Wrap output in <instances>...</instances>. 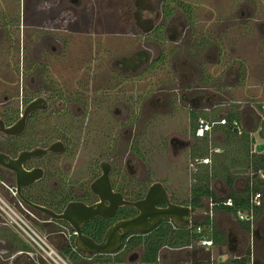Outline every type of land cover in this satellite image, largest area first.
Here are the masks:
<instances>
[{
	"label": "rangeland",
	"instance_id": "374dc122",
	"mask_svg": "<svg viewBox=\"0 0 264 264\" xmlns=\"http://www.w3.org/2000/svg\"><path fill=\"white\" fill-rule=\"evenodd\" d=\"M82 2L65 7L62 0H0V13L15 17L24 14V17L32 19L33 27L25 32L31 43L45 31L39 29L38 22L40 25L45 23L46 30L49 29L52 35H56L61 42L57 53L44 54L48 81H51L52 87L63 96H73L79 101L91 104L87 105L90 107L89 114H84L76 122L82 124L85 131L81 133L84 137L77 147L74 159L71 157L61 160L59 167L67 175V180H77L80 185L89 186L92 182L89 170L91 166L96 165L94 162L111 158L116 167L125 168L126 172L135 171L130 173L131 175H124L127 191L137 188L140 182L145 188L149 184L160 182L169 193L172 203H188L193 184L192 176L202 169L191 157L199 143L197 141L195 144L190 133V107L187 101H183L184 106L176 103V93L171 96L168 91L156 94L155 92L162 88L168 90L169 87L176 90L183 85L177 79L182 74L191 77L192 81L189 82L193 85H190L189 89L192 91L196 85L203 83L207 86L214 84L226 87L229 99L235 104L201 114L203 121L197 135L203 133L200 129L204 127L209 140V151L222 152L225 138L221 130L213 131V127H206L205 122H220L222 118L236 112L240 117V130H253L259 119L258 115L264 117V34L260 33L254 22L248 23L242 19L243 16L264 18V0H184L193 7V32L187 34L177 48L166 42L163 47L165 50L176 49L175 55L168 53L171 63H164L161 69L141 73L142 77L137 81L122 78L111 66L119 55L134 53L143 41L140 32L133 27V19L131 20L130 15L122 8L124 0ZM259 28L264 31V24L259 25ZM189 38L191 40L188 41ZM2 43L0 42V99L3 96L5 98L6 94L11 97L17 94V72L20 73L21 69L15 63L17 53L10 51L8 54L9 43H6L5 47H2ZM30 61L35 63L36 60L31 51H28L25 68ZM181 61H187L189 67H182ZM174 63L178 66V73H175L172 67ZM192 94L193 92H189L186 95L192 98ZM140 99L143 101L142 105L140 101L138 103ZM170 100L173 102L169 103ZM119 102H127L131 108H136L130 112L137 109L139 112L135 131V140L138 142L136 144L134 139L130 141L128 138L131 133L126 131L125 140L120 141L123 152L116 147H110L102 136L108 133L117 134L116 129L118 131L119 128L112 115V109ZM98 104L99 107L96 108ZM11 106H15L14 101ZM62 107L66 105L55 103V108ZM1 109L0 106V111ZM69 120L59 115L48 119L46 126L41 130V136V128L32 129V132L36 133L35 139H42L45 134L43 130L46 132L59 129L60 125H70ZM50 135L51 138L52 133ZM251 136L258 143L262 142L258 135L254 136L252 133ZM137 145L143 153L142 156L134 153L132 147ZM105 152H108L109 157ZM48 162L50 165L53 163L52 160ZM0 177L9 181L3 172H0ZM0 191L14 204V199L8 195L7 189L0 188ZM227 194L221 198L227 197ZM204 205L208 206L205 203ZM191 213V222L199 220L203 215L201 210L194 213L191 210ZM21 219L38 234L46 236L62 254L60 247L68 242L64 235L57 233L62 228L54 223H43V217H37L31 211L25 212ZM64 231L68 233V230ZM260 235L262 243L256 244V252L264 264V227ZM0 237L9 249L8 254L0 256V264H36L37 260H32L26 255L10 260V256L20 249L28 248L32 252L13 228L0 226Z\"/></svg>",
	"mask_w": 264,
	"mask_h": 264
},
{
	"label": "flooded vegetation",
	"instance_id": "af4514ba",
	"mask_svg": "<svg viewBox=\"0 0 264 264\" xmlns=\"http://www.w3.org/2000/svg\"><path fill=\"white\" fill-rule=\"evenodd\" d=\"M62 2L65 7L73 6V4L77 5L83 3L82 0H62ZM122 8L126 13L130 15L131 20L133 19V27L137 32H140V35H142L143 37V41L139 44L137 49L133 51L134 53L119 55L120 57L115 59V61H113L111 64V66L114 68V71L117 72L122 78H127V80L137 81L142 77L140 75L141 73L143 74L151 70L161 69L163 68L164 63H166V65L170 64L171 60H169L168 53L173 56L176 54V49L165 50L163 48L165 46L164 44L166 42L172 43L175 46L174 48H177L181 45L187 34L193 32L192 26L195 19L193 7L184 2V0H124V2L122 3ZM178 15L179 17H177ZM68 17L70 18L71 16L69 15ZM252 17L253 16H243L242 20L248 23L254 22L260 33L264 34V31L259 28V25L264 24V18L254 19ZM32 23V19L24 17V14L21 15V17H15L9 14L0 13V42L4 43H2V47H5V44L9 43L7 52L8 54L10 51L17 53L15 63H17V67L20 66L21 68L20 73L17 72L16 84L18 86L17 88H15L17 94H15L13 97H11L10 94H6L5 98H3V96L2 99H0V106L2 108L0 111V154L7 156L9 159H16L18 155L24 151L42 149L45 152L39 157H32L27 160L23 164V168L26 171H31L37 168L41 169L43 175L40 180L36 181L32 185L21 188L20 194L27 201L25 202L21 198L17 190L15 172L3 165H0V172L5 173L6 177L9 179V181H7L5 178L1 179L0 177V182H2L4 186H6H2L0 188L11 189L15 191L16 198L12 197V199H14V204L16 206L19 207L18 203H21V205L25 208V210L21 207V209H18L22 215L26 212V210L28 213H30L31 211L36 214L37 217H43V223L56 224L57 226L62 228L61 230H58L57 233H60L67 238V245H70L72 243H74L75 245L76 233L67 224V222L52 218L49 214L39 209H35L31 205H29L28 202L39 207L46 208L57 214H61L70 203H82L87 206L96 205L100 200L99 197L94 194L92 185L99 177L103 175L105 169H107V174L112 191L114 193H120L126 199L125 192L128 190V187H125L126 180L124 178V175L126 173H128V175H131L130 173H135V171L130 170L126 172L124 170L125 168L123 169L116 167L114 165L113 159L104 158L99 162L95 161L94 164L96 165L91 166L89 173L92 182L89 186L80 185L77 180H67L68 177L66 174H64L65 172L61 170L59 164H61V160L71 157H73L74 159L75 157L77 147L81 144L80 141H82V138L84 137L81 133L85 131L84 126H82V124L79 125V123L76 122L84 114H89L90 107L87 106L89 102L86 103V101H79L73 96L67 98L63 96L59 91H57L54 87H52L53 83L51 81H48L46 75L44 54L57 53V47L61 42L55 34L52 35V33H50L51 31H49V29L46 30L45 23H42L40 25L38 22L39 29H44L45 31H41L42 33L41 35L39 34V37L36 39V41L31 43L29 37L25 32L27 29L33 27ZM189 40H191V38H189L188 41ZM201 44L202 43L200 42V45ZM28 51H31L32 57L36 61L35 63L33 61H30L27 68H25L24 63L26 64V56ZM186 62L187 61H181L182 67H189ZM172 67L175 73H178L177 64H172ZM189 69L191 71V68ZM190 78V76H185L182 74L179 78H177L182 82V86L178 87L176 90H174V88L173 90H171L172 88L170 87L167 88L168 90L162 88L161 90H156L155 94L159 92L166 93V91H168L172 96L176 93L175 95H178V99L176 98L175 101L181 106H184L185 101H187L190 107L189 117L191 118V120L193 115L194 117H199L200 121L197 124L198 126H200V124L202 123L203 119H201V116L206 114L205 112H213L217 109L219 110L221 107L228 108L231 107L232 104H235L233 100L229 99V92H227L226 87L222 88L214 84L213 86H207V84L203 83L204 85H196L197 87L192 91L191 89H189V86L193 85L192 82H189L192 81V79ZM189 92H193L192 98H188V96L186 95ZM13 101L15 105L14 107L11 106ZM36 101H40V108L34 109L26 116L23 131L17 135L8 134L6 130L13 128V126L16 125L24 117V112L27 107ZM139 101L142 105V99L138 100V103ZM172 102L173 100L169 101V103ZM55 103L56 105L59 103H64L66 107L55 108ZM98 107L99 104L96 106V108ZM131 107L132 106L127 102L116 103V107L112 109V115H114V118L117 121L116 124L119 128V132L116 129L117 134L113 133V135H110L108 133L107 135H102L104 140L108 142L110 147H116L119 151H122V149L120 148V141L125 140L126 131H129L131 133L130 137L128 138L130 141L134 139L136 144L138 142L137 139L135 140V131L138 126L137 116L139 112L137 109V111H132L133 114H131V110H136L135 107ZM77 109L79 110V112H77ZM140 112H142V109ZM56 115L70 119V125H60L58 127L59 129H52L46 132L45 130H43L42 132H44L45 134L42 136V139H39L38 142L32 143L28 139L30 133H33L31 132L32 129L41 128L39 132L41 136V130L44 128V126H46L47 120L50 118L53 119ZM258 116L259 119L256 121V127L253 130L248 131L250 134H252L257 127L260 130V126L262 121L264 120V117H262L261 115ZM220 117L221 114L219 118ZM222 120H225V118H222L220 122L218 120V123L214 121L213 123L205 122V124H207L206 127L228 124L226 120L225 123L222 124ZM240 124V120L235 124L233 123V125L236 127L235 129L238 130H240ZM197 132L196 136L192 135L190 127V133L194 138L195 144L197 138L202 137L205 133L203 132L201 135H197ZM50 133H52L51 138ZM52 138L54 140H51ZM53 145L56 146L55 152L49 150ZM71 146H73V148ZM132 148L134 149L135 154H137L138 156H142L143 153L141 149H139V145ZM106 149L108 151V148ZM214 152L221 151L215 150ZM105 154L109 157L108 152H105ZM192 155L193 153L191 154V157ZM48 160H52L53 163L50 165ZM6 161L8 162V160ZM128 162L130 163L131 160H128ZM117 180L119 182H117ZM8 185L11 186V188ZM151 185L152 184H149L145 188L140 182L138 183L137 188H133L128 192H132V190H141L142 192H144L145 197ZM36 194L39 195L38 198L40 200H36L34 198ZM167 194L170 198L168 192ZM120 209L121 208L116 211V214L112 218L99 217L87 222L81 227V230L87 224L94 223L96 220L102 219L109 221V223H112L109 226L111 227L116 222L124 220L123 218L117 216ZM136 215L137 211L135 210V214L132 217ZM172 224L175 225L174 223ZM0 226L10 227L8 224L3 223L2 221H0ZM64 229L66 231L68 230V233H66ZM45 238L48 240L46 236ZM24 248H26V246ZM8 252L9 249L6 245V242L0 237V256L2 254H8ZM23 255L28 256L32 260H37L36 264H45L41 259H39L35 255H32V252H30L28 248L16 251L10 256V260ZM235 257L237 256L235 255Z\"/></svg>",
	"mask_w": 264,
	"mask_h": 264
},
{
	"label": "trees",
	"instance_id": "16d2710c",
	"mask_svg": "<svg viewBox=\"0 0 264 264\" xmlns=\"http://www.w3.org/2000/svg\"><path fill=\"white\" fill-rule=\"evenodd\" d=\"M228 124L213 126V131L221 130L224 134V143L222 152L209 151L208 137L206 132L202 137H198L199 147L193 151L192 158L198 162L202 169L192 176L193 184L190 189L188 203L174 202L178 205L188 206L192 212L202 209L206 199L211 201L213 208L223 210L229 214L237 215L238 212L254 213V219L258 214L261 204L255 205L253 197L257 194L264 195V179L259 172L264 174V154L254 153L253 145L255 139L249 132H242L233 125V122L240 120L238 113H232L225 118ZM199 117H192L191 133L196 136L199 129L197 125ZM32 132V131H31ZM36 133H30L28 139L38 142L35 139ZM259 136L264 139V120L261 123ZM217 149V147H215ZM204 160H209L204 163ZM248 175V186L244 192L240 193L234 190V182L240 174ZM222 179L229 189V195L220 199L211 189V182L215 179ZM39 195H35L36 200ZM125 197L129 201H139L144 197L141 190H132L125 192ZM230 200V205L225 203ZM135 214L132 207H123L119 210L117 216L128 219ZM112 223L107 220H96L82 228V233L89 236L96 242H101L104 238L105 231ZM249 231L250 224L248 221L243 223ZM197 228L201 233L197 234ZM208 239L212 241L213 246L225 243V237L214 226L209 212L203 219H195L190 227H177L169 221H163L159 226L154 228L150 233L141 235L138 233L130 234L124 241L122 250L116 254H96L94 256H85L78 250L74 243L70 245H61L62 255L68 258L73 264H128L126 258L129 254L142 248L140 260L136 264H159L158 255L161 249L171 248L178 249L187 246L196 247L198 241ZM135 257V254L133 255ZM251 259L248 256L239 260H234V264H250ZM130 264V263H129ZM135 264V263H134ZM191 264H211L210 261H195Z\"/></svg>",
	"mask_w": 264,
	"mask_h": 264
},
{
	"label": "water",
	"instance_id": "95a60500",
	"mask_svg": "<svg viewBox=\"0 0 264 264\" xmlns=\"http://www.w3.org/2000/svg\"><path fill=\"white\" fill-rule=\"evenodd\" d=\"M40 101L30 104L24 112V117L13 126L6 130L8 134H19L23 131L26 116L39 107ZM53 145L49 150L56 151ZM264 151V142L257 144V152ZM45 151L34 149L24 151L16 159H9L7 156L0 154V165H3L15 172L17 181V190L27 187L42 178L41 169L26 171L23 164L32 157H39ZM8 160V162L6 161ZM94 194L99 197V202L93 206H87L82 203H70L61 214L54 213L46 208L37 205H29L39 209L56 220H63L75 231V247L85 256H94L96 254H116L122 250L125 239L132 233L145 235L150 233L154 228L163 221L174 223L177 227L190 226L191 208L188 206L172 203L165 187L159 183H153L145 197L139 201H128L120 193H114L109 182L107 169L92 185ZM21 198L27 202L20 194ZM132 207L137 211V215L116 222L108 228L102 242L98 243L89 236L82 233L81 227L95 218H112L119 208ZM189 250L188 248H182ZM181 250V249H178ZM221 260V259H219ZM216 259H213L215 262Z\"/></svg>",
	"mask_w": 264,
	"mask_h": 264
},
{
	"label": "crops",
	"instance_id": "0c3cea01",
	"mask_svg": "<svg viewBox=\"0 0 264 264\" xmlns=\"http://www.w3.org/2000/svg\"><path fill=\"white\" fill-rule=\"evenodd\" d=\"M254 136H259L258 127L254 130ZM260 137V136H259ZM255 139V138H254ZM263 143L264 139H261ZM255 142L258 144V141L255 139ZM264 154V151L261 152ZM248 186V175L240 174L234 182V190L237 192H244ZM212 191L216 194V196L220 199L222 196L227 194L229 195V189L226 184L222 181V179H215L211 185ZM261 204V208L256 215V218L253 222H249L250 230L248 231L245 228L243 223L247 221L238 220L237 216L233 214H229L220 209H214L211 201L206 199L204 201L205 204L201 210L203 213L202 218L209 212L211 220L217 230L224 235L225 243L213 247H201L196 246L194 249L186 250V249H171V248H163L159 252L158 255V263L159 264H191L195 261H205L208 262L215 259L221 258H233L235 255L237 257L242 256L246 257L249 255L251 262L250 264H262L260 258L257 256L256 252V244L262 243V233L264 225V195H262L261 199H259ZM192 214V213H191ZM190 220V218H189ZM190 220V226H191ZM188 226V227H190ZM261 232H260V231ZM260 232V233H259ZM264 244V243H263ZM135 254V257L133 256ZM142 254V248L137 249L132 254H129L126 258V263L136 264L140 260V256Z\"/></svg>",
	"mask_w": 264,
	"mask_h": 264
},
{
	"label": "built area",
	"instance_id": "2783aa9c",
	"mask_svg": "<svg viewBox=\"0 0 264 264\" xmlns=\"http://www.w3.org/2000/svg\"><path fill=\"white\" fill-rule=\"evenodd\" d=\"M222 124L225 123V120L221 121ZM234 124L236 122H233ZM206 128V127H205ZM204 132L203 127L200 129ZM202 134V133H201ZM253 152H257V143L255 142L253 145ZM209 160H204V163H208ZM261 177L264 179V174L259 172ZM6 187L2 182H0V187ZM8 195L11 197L16 198V194L14 190L7 189ZM259 199H261L260 195L257 194L253 197V203L255 205H260ZM19 207L15 204L9 202L5 194L0 191V221L3 223L8 224L11 228L15 230V232L20 236L22 240L26 242V244L32 249V255H35L39 259H41L45 264H72L66 257H64L56 248L53 246L42 234H38L33 228H31L27 223L21 219L22 214L18 210L20 207L25 210V208L18 203ZM231 201L228 200L225 205H230ZM20 208V209H21ZM27 212V210H26ZM237 218L240 221H254V213L251 210L249 213L238 212ZM197 234L201 233V229L197 228ZM198 246L201 247H213L212 241L208 239H203L198 241ZM183 248H188L189 250L194 249L195 247L187 246ZM182 249V248H178ZM31 254V253H30ZM240 257H233V258H221V260L216 259L215 262L211 260V264H234V260L241 259Z\"/></svg>",
	"mask_w": 264,
	"mask_h": 264
}]
</instances>
